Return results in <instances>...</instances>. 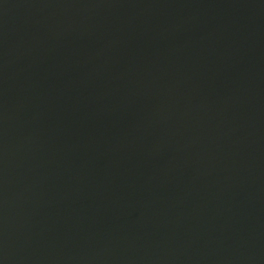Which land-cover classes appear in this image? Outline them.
<instances>
[{"label": "water", "instance_id": "95a60500", "mask_svg": "<svg viewBox=\"0 0 264 264\" xmlns=\"http://www.w3.org/2000/svg\"><path fill=\"white\" fill-rule=\"evenodd\" d=\"M0 264H264V0H0Z\"/></svg>", "mask_w": 264, "mask_h": 264}]
</instances>
